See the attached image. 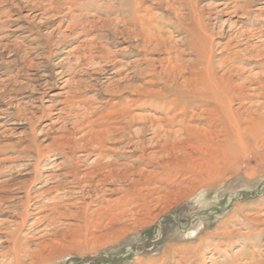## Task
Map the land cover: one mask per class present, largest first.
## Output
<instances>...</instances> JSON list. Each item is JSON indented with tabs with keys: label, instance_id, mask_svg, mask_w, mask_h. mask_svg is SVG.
Instances as JSON below:
<instances>
[{
	"label": "rangeland",
	"instance_id": "obj_1",
	"mask_svg": "<svg viewBox=\"0 0 264 264\" xmlns=\"http://www.w3.org/2000/svg\"><path fill=\"white\" fill-rule=\"evenodd\" d=\"M263 43L264 0H0V264H264Z\"/></svg>",
	"mask_w": 264,
	"mask_h": 264
},
{
	"label": "bare ground",
	"instance_id": "obj_2",
	"mask_svg": "<svg viewBox=\"0 0 264 264\" xmlns=\"http://www.w3.org/2000/svg\"><path fill=\"white\" fill-rule=\"evenodd\" d=\"M246 4L248 5L249 4V2H246ZM250 4H252V3H250ZM249 4V5H250ZM264 44V43H263ZM262 44V45H263ZM264 46V45H263ZM16 77V76H15ZM261 81H263V82H261ZM195 83V84H194ZM212 83V84H211ZM221 83H223V81H221L220 82V84ZM183 84V83H182ZM181 84V85H182ZM184 84L186 85V86H188V87H190L191 89H188V90H185V91H183L182 89H181V98H185V99H189V98H191V93H188V92H194V90L196 91V90H198V82L196 81V80H194V82L192 81V82H189L188 80H185L184 81ZM190 84H191V86H190ZM193 84L194 85H196V86H193ZM258 84H259V87H254V88H250L249 87V89L248 90H251V91H259V90H261V91H263V93H264V75H263V78H261L259 81H258ZM205 85H207V87H215L216 89H218V86H219V82H215L214 81V83L213 82H210V83H205ZM221 86V88H219L218 90H219V93H221V91H222V94H224V95H220L218 98H217V96H211L210 95V97H205L206 95L204 94V95H201V96H197L198 98H196V95L195 94H193V96H194V98L196 99V101H199L198 102V104L199 105H202V106H199L200 108L201 107H208V106H211L212 104L214 105V104H216V105H220V101H219V99H221V97L222 96H231V97H233V95H237L238 96V98L240 99V100H244L245 98V96L242 94V90H245L246 89V86H245V84L244 85H239V86H237V88L233 85V84H231V82H228L227 84H224V86L223 85H220ZM181 88V87H180ZM239 89V90H238ZM235 90H238V94H236V92H235ZM232 99L233 98H231V101H232ZM196 101H194V106H196L197 105V102ZM230 101V102H231ZM128 104V103H127ZM197 106V107H198ZM194 109V108H193ZM96 110V109H95ZM189 110V109H188ZM127 111V110H126ZM205 111H208V110H205ZM93 113V112H92ZM95 113V112H94ZM216 113V112H215ZM86 114V113H85ZM130 115V114H129ZM77 116V115H76ZM184 116V115H183ZM104 117V116H103ZM115 117V116H114ZM214 117V116H213ZM97 120V119H96ZM104 121V120H103ZM118 121V120H117ZM95 122H97V121H95ZM110 124V123H109ZM114 124V123H113ZM215 124V123H214ZM218 125V124H217ZM214 126V125H213ZM212 126V127H213ZM112 127V126H111ZM208 127V126H207ZM241 127V126H240ZM109 128V127H108ZM117 128H118V126H117ZM122 128V127H121ZM209 128V127H208ZM220 129V128H219ZM101 130V129H100ZM108 130V129H107ZM109 130H110V128H109ZM115 130V129H114ZM210 130V129H209ZM208 130V131H209ZM213 130V129H212ZM215 130V129H214ZM217 130V129H216ZM119 131V130H118ZM219 131V130H218ZM92 132V131H91ZM100 133V132H99ZM102 133V132H101ZM106 133V132H105ZM110 133L111 132H109V131H107V134L108 135H110ZM115 133H116V131H115ZM208 133H210V132H208ZM217 133V132H216ZM103 134V133H102ZM122 134H125L124 132L122 133ZM141 134V133H140ZM145 134V133H144ZM143 134V135H144ZM157 137H160V131H159V129H156V131H155V133H154ZM104 135V134H103ZM113 135H114V133H113ZM142 135V136H143ZM220 135V134H219ZM122 136H124V135H122ZM112 137V136H111ZM110 137V138H111ZM120 137V136H119ZM125 137V136H124ZM94 138V137H93ZM122 138V137H121ZM162 138H163V136H162ZM126 139L129 141L130 140V138H129V136L127 135L126 136ZM155 139V138H154ZM161 139V138H160ZM92 140V139H91ZM95 140V139H94ZM97 140V139H96ZM109 140V139H108ZM110 141V140H109ZM142 140H140V142H141ZM89 142V141H88ZM108 142V141H107ZM215 142V141H214ZM97 143V142H96ZM106 143V142H105ZM199 143H201V142H199ZM95 144V143H94ZM144 144V143H143ZM88 145V144H87ZM123 145V144H122ZM211 145V144H210ZM95 148H93V150L94 151H100L101 152V149L103 148V142L101 141V142H99V143H97V144H95ZM141 146V145H140ZM88 148V147H87ZM214 148V147H213ZM177 149V148H176ZM179 149V148H178ZM26 150V149H25ZM88 150V149H87ZM88 156V155H87ZM83 158L85 157V155H83L82 156ZM81 157V158H82ZM96 157H97V159H96V161H95V163H94V166L95 167H97L96 168V170L97 171H101V170H104V169H107V171H109V175L108 176H106L105 177V179L102 181V183H105V182H107V180L108 179H110V178H113L115 175L113 174V173H111V171L113 170V166H112V163H107V166L106 167H100V164H101V159H102V153L101 154H99V155H96ZM79 159V158H78ZM116 161H114L113 163H115ZM105 164V163H104ZM116 166V165H115ZM115 166H114V168H115ZM117 166H118V164H117ZM76 172V171H75ZM123 177H124V175H122Z\"/></svg>",
	"mask_w": 264,
	"mask_h": 264
}]
</instances>
